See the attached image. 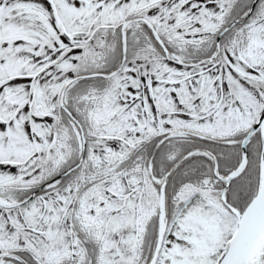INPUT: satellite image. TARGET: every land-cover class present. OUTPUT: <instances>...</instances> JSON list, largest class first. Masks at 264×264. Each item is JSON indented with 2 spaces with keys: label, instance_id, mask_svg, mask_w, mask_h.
<instances>
[{
  "label": "snow or ice",
  "instance_id": "obj_1",
  "mask_svg": "<svg viewBox=\"0 0 264 264\" xmlns=\"http://www.w3.org/2000/svg\"><path fill=\"white\" fill-rule=\"evenodd\" d=\"M0 264H264V0H0Z\"/></svg>",
  "mask_w": 264,
  "mask_h": 264
}]
</instances>
